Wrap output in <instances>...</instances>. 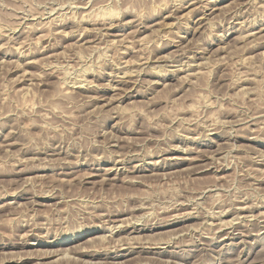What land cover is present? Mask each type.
<instances>
[{"label":"rangeland","instance_id":"1","mask_svg":"<svg viewBox=\"0 0 264 264\" xmlns=\"http://www.w3.org/2000/svg\"><path fill=\"white\" fill-rule=\"evenodd\" d=\"M0 50V264H264V0H0Z\"/></svg>","mask_w":264,"mask_h":264},{"label":"bare ground","instance_id":"2","mask_svg":"<svg viewBox=\"0 0 264 264\" xmlns=\"http://www.w3.org/2000/svg\"><path fill=\"white\" fill-rule=\"evenodd\" d=\"M194 1V0H193ZM174 3H175V1H174ZM205 6V5H204ZM109 13V12H108ZM170 13V12H169ZM174 13V12H173ZM109 14H111V13H109ZM202 14H204V13H202ZM58 17V16H57ZM202 17V16H201ZM205 17H207L206 15L203 17V19H205ZM168 18V17H167ZM107 19V18H106ZM202 19V18H201ZM51 20V19H50ZM108 23V22H107ZM200 23V22H199ZM200 25V24H199ZM26 26V25H25ZM31 26V25H30ZM20 27V26H19ZM54 28V27H53ZM134 28V27H133ZM27 29V28H26ZM146 29V28H145ZM27 32V31H26ZM162 32H164V31H162ZM252 35V34H251ZM108 36V35H107ZM114 46V45H113ZM19 47V46H18ZM15 48V47H14ZM190 48V47H189ZM187 50V49H186ZM1 51V50H0ZM196 51V50H195ZM4 52V51H3ZM16 52V51H15ZM191 52V51H190ZM2 54V53H1ZM181 54V53H180ZM23 55V54H22ZM1 57V56H0ZM197 63V62H196ZM161 64V63H160ZM170 65V64H169ZM172 66V65H171ZM180 69V68H179ZM160 70V69H159ZM126 72V71H125ZM133 73H135V72H133ZM163 73V72H162ZM193 73V72H192ZM158 74V73H157ZM162 75V74H161ZM122 77V76H121ZM126 81V80H125ZM110 85V84H109ZM88 86H90V85H88ZM261 153H263V152H261ZM118 163V162H117ZM239 207V206H238ZM237 207V208H238ZM236 209V208H235ZM244 210V208L243 209H240V208H238L236 211L238 212L237 214H241V213H243V214H245L246 215V213H244L245 211H243ZM251 212V211H250ZM250 212H248V213H250ZM224 214V213H223ZM235 215V214H234ZM237 216V215H236ZM250 216H251V214H250ZM233 222V221H232ZM211 224V223H210ZM258 224V223H257ZM125 226V225H124ZM111 233V232H110ZM129 241V240H128ZM167 245V244H166ZM115 246V245H114ZM134 246V245H133ZM118 247H120V246H118ZM140 247V246H139ZM116 250V249H115ZM55 253V252H54ZM59 257V256H58ZM57 258V257H56Z\"/></svg>","mask_w":264,"mask_h":264}]
</instances>
